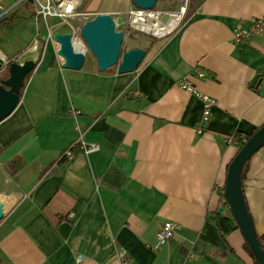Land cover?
Returning a JSON list of instances; mask_svg holds the SVG:
<instances>
[{"label": "crops", "instance_id": "crops-1", "mask_svg": "<svg viewBox=\"0 0 264 264\" xmlns=\"http://www.w3.org/2000/svg\"><path fill=\"white\" fill-rule=\"evenodd\" d=\"M125 2L89 0L85 11L117 22ZM181 11L127 74L71 70L53 40L31 49L46 27L29 5L0 24V80L11 63H35L0 121V264H119V250L127 264H255L220 196L241 146L234 136L264 125V33L235 41L264 18V0H188ZM197 95L215 102L201 133ZM76 140L98 151L60 160ZM241 188L262 235L264 146ZM164 222L176 229L159 246Z\"/></svg>", "mask_w": 264, "mask_h": 264}, {"label": "water", "instance_id": "water-1", "mask_svg": "<svg viewBox=\"0 0 264 264\" xmlns=\"http://www.w3.org/2000/svg\"><path fill=\"white\" fill-rule=\"evenodd\" d=\"M158 1L160 0H132V3L134 8L142 11H152ZM167 18L166 15L162 16L163 21H166ZM80 37L87 51L93 56L98 72H105L116 66L118 74L132 73L138 68L146 54V51L141 48L121 53L124 33L116 30L115 22L109 14L95 15L87 21L80 29ZM53 41L58 44L56 55L62 59L69 69L79 71L85 62V55L74 48L71 35L69 33L55 34ZM5 64L6 62L0 59V67ZM34 67L35 63L31 60L22 64L11 63L9 65L8 78L0 81V121L9 116L18 104L23 81ZM258 79L259 76H255L252 85ZM263 146L264 125L251 136L231 161L224 187V200L256 264H264V252L257 240L252 218L244 202L241 172L245 163ZM1 218L2 210L0 208Z\"/></svg>", "mask_w": 264, "mask_h": 264}, {"label": "built area", "instance_id": "built-area-1", "mask_svg": "<svg viewBox=\"0 0 264 264\" xmlns=\"http://www.w3.org/2000/svg\"><path fill=\"white\" fill-rule=\"evenodd\" d=\"M88 1L89 0H0V23L10 18L20 6L29 5L31 8V14L36 22L42 21V24L46 27L45 35H37L33 39L31 49L36 51L41 42L53 40L54 34L59 33V28L64 26L68 28V33L71 35L73 46H75L76 43H81L84 52L86 51V48L80 37V29L87 21L94 17L93 14L85 11V5ZM127 14L129 16V27L134 28L135 30L138 29L133 25V20L138 15L154 16L156 14L158 19H161L162 22L163 15H166L168 18L170 15L164 12H155L153 10L142 11L137 8L128 11ZM49 20L54 21L50 22ZM115 26L116 28L118 27V22H115ZM261 33H264V18L253 19L246 29L236 32L235 41H246L252 36H257ZM168 34L169 33L164 34L160 38H164ZM200 76L202 75L200 74ZM183 88L187 92L193 93L191 87L183 85ZM197 96L200 97L203 102L201 122L197 131L198 133H201L203 127L208 123L215 102L207 96ZM76 149L85 154H91L98 151V146L95 144H85L80 140H76L64 152H62L60 160H71ZM175 229L176 226L174 223L164 222L156 234L158 245L162 246L168 242L173 236ZM117 261L119 264H127V252L119 250L117 252Z\"/></svg>", "mask_w": 264, "mask_h": 264}, {"label": "rangeland", "instance_id": "rangeland-1", "mask_svg": "<svg viewBox=\"0 0 264 264\" xmlns=\"http://www.w3.org/2000/svg\"><path fill=\"white\" fill-rule=\"evenodd\" d=\"M185 2V4H184ZM188 0H160L157 2L156 7L153 9L155 12H164L167 14H175L179 13L181 9H185L187 7ZM125 8H131L130 10L134 9L132 0H126L123 5ZM129 10V11H130ZM22 14H26L27 11L22 10ZM118 19V27L116 28L117 31H122L124 33V39L121 45V53L128 51L131 48H141L144 50H149L153 44L156 42H161L164 40V38H158L155 36V34L150 33H144L138 30H135L134 28L129 27V16L127 12L117 14L115 16ZM50 22H53L54 20H49ZM42 21H40V30L41 32H44V28L42 27ZM59 33H68L67 27H60L58 30ZM170 33V32H169ZM83 41V40H82ZM84 43V42H83ZM22 52V50H21ZM96 64L93 56L88 52L85 57V66L88 64ZM113 68H110L106 71H112Z\"/></svg>", "mask_w": 264, "mask_h": 264}, {"label": "bare ground", "instance_id": "bare-ground-1", "mask_svg": "<svg viewBox=\"0 0 264 264\" xmlns=\"http://www.w3.org/2000/svg\"><path fill=\"white\" fill-rule=\"evenodd\" d=\"M179 19L180 15L176 13L170 14L169 18L163 22L161 19H158L156 14L154 16L138 15L134 18L133 25L136 26L138 30L144 33L155 34V36L159 38L171 32L179 22ZM75 48L76 50H83L81 43H76Z\"/></svg>", "mask_w": 264, "mask_h": 264}, {"label": "trees", "instance_id": "trees-1", "mask_svg": "<svg viewBox=\"0 0 264 264\" xmlns=\"http://www.w3.org/2000/svg\"><path fill=\"white\" fill-rule=\"evenodd\" d=\"M12 18H13V17L11 16L10 18H8V19L2 21L0 24H6L7 22L11 21ZM131 49H134V48H131ZM131 49H129V50H131ZM129 50H128V51H129ZM145 51L147 52V50H145ZM8 67H9V65L6 67V69H5V71H4V74H3V76L1 77V80H0V81L5 80V79L8 78ZM252 135H253V134L246 136V137L244 138L243 141H241V139H240V137H241V134H240V133H237V134L234 136L233 140L235 139V140H237L238 142H240V144H241L239 150H240L241 147H242V146H243V145H244V144H245V143L251 138ZM231 141H232V140H231ZM246 166H247V162H246L245 165L243 166V169H242V172H241V181L243 180V177H244V174H245V171H246ZM220 197H221V199L223 200V203H224L225 205H227L226 202L224 201L223 193L221 194ZM257 240L259 241L260 247H261L262 251L264 252V234H262V235H257ZM244 248L247 250V252H248V253L250 254V256L252 257L251 251H250L248 245L246 244V242H244ZM253 258H254V257H253ZM255 264H256V262H255Z\"/></svg>", "mask_w": 264, "mask_h": 264}]
</instances>
